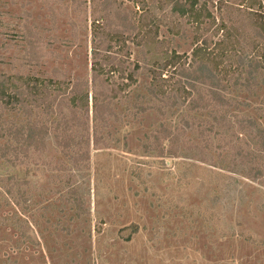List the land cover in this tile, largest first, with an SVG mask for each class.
Returning <instances> with one entry per match:
<instances>
[{"label": "rangeland", "instance_id": "rangeland-1", "mask_svg": "<svg viewBox=\"0 0 264 264\" xmlns=\"http://www.w3.org/2000/svg\"><path fill=\"white\" fill-rule=\"evenodd\" d=\"M258 15L264 0H0V75L61 85L69 146L59 152L51 135L40 162L32 154L35 161L22 167L0 165V264H264V187L247 178V165L231 166V155L216 149L215 102L202 112L190 108L197 91L206 98L196 103L208 104L220 80L206 72L197 74L202 84L179 76L192 75L186 68L202 48L228 87V112L264 128V85L250 96L228 81L240 58L264 63V42L242 26ZM222 24L229 36L219 32ZM96 63L110 88L125 87L106 113L104 144L91 145L76 168L65 156L77 149L67 140L77 122L67 99L77 85L95 96ZM140 106L149 108L136 118ZM181 126L185 136L171 146L169 130ZM207 139L213 143L203 153L215 167L189 148ZM240 146L264 165L254 144ZM7 175L24 183L20 192L6 193Z\"/></svg>", "mask_w": 264, "mask_h": 264}, {"label": "trees", "instance_id": "trees-1", "mask_svg": "<svg viewBox=\"0 0 264 264\" xmlns=\"http://www.w3.org/2000/svg\"><path fill=\"white\" fill-rule=\"evenodd\" d=\"M238 11L243 12V9H239ZM248 14L251 16L253 15L250 13ZM242 26L245 29H249L250 33L256 39L264 42V17L258 15L257 19L256 17L254 19L246 18ZM224 27L225 26L222 24L221 28H219V32H221L222 37L229 36L230 34H227ZM220 44L224 45V40L219 41L216 45ZM232 45H234L233 41H231L229 46ZM193 54L197 57L194 59L195 62L193 67L186 68L185 65L181 66L182 70L186 68L192 75H189V73L188 75H184L181 71L182 73L179 75L180 78H189L194 83L202 84V79L198 77L197 74H199L198 72L202 74L206 72L211 77H218L220 82H217L215 87L212 86L207 92L210 94L209 98L211 99V101L210 99L206 100L208 104L198 105L199 103H203L206 95L202 94V91H197V97L196 99L193 98V103L190 108L192 111L202 112L209 110L210 107H214L213 102H215L216 107L211 114L212 117H214V124L219 126L220 131V133L217 134L220 142L216 149L222 150L224 156L231 155V159H228L231 166L247 165V178L259 180L264 187L263 163L254 156L255 152L248 151V153L240 146L254 144L253 149L256 148L254 151H261L264 153V128L253 126L255 125L253 121H250V126H245L241 120L243 117H237L235 114L233 115L231 112H228L231 105L226 97L223 96V93L226 92V88H228L221 84V82L224 81L223 77H220L214 69L209 68L208 63L203 59L204 53L202 48L194 50ZM95 55L97 54L95 53ZM263 66L264 63L259 61L247 64L244 59L240 58L237 71L231 76L232 79L228 81H233L236 87L247 91L250 96H254L256 90L260 88V84L264 85V81L261 80L262 78L260 75L261 71H264ZM104 69L105 67L102 63H96L95 69H93L96 72L92 82L95 96L90 97L87 90L81 89L80 85H77L72 96L67 99L69 100V105L77 111L75 121L79 123L74 122V126H72L74 131L69 135V139H67L72 145L76 146L77 149H71L65 156L74 163L76 168L79 166L82 158L86 159L89 156V148L91 145L100 146L104 144V137H101V132L103 129L109 127L108 120L106 122V119L110 118L106 117V113H110L109 105L111 102L118 99L117 92L125 87L124 84H119L117 88H110L112 84L110 83L109 77L103 80L100 79L101 76L103 77L106 74ZM243 72L245 73V78H243ZM129 78L134 82L133 77ZM88 87L89 84H87V88ZM60 90H62L61 85L52 79L42 80L39 78L24 77L19 74L10 77L0 75V165L12 168L22 167L27 160L35 161L32 154L40 156V159H36L37 162H40L41 158H43V154L53 146V144L49 142V137L51 135L52 139L55 141V148L59 152L60 149L64 152V150L69 148L66 143L63 144V138L66 139V135L64 131H62V125L67 123H65L66 119L61 107L65 99H62V96L58 94L61 92ZM181 95L184 94L181 93L180 96ZM91 103L93 111L92 120L94 122L92 133L89 126ZM148 108L149 107L146 106L133 108L138 111L134 116L137 118ZM82 112H86V115H88L84 123H81V119H83V116L85 117V114H82ZM51 116H54L56 120L51 121ZM111 118L119 121L114 113H112ZM182 127L183 126L178 127L174 131L169 130V141H171V146L172 143H177L180 138L185 136ZM205 131L207 133L213 132L214 127L211 126L209 130ZM234 131H236V133H234ZM230 133H232V135L228 136ZM164 136L167 137L168 134ZM208 139L203 141V146L200 149H197L196 146L189 148L190 150L194 149L201 152L200 160L202 163L215 167V162L209 161L207 159L208 154L203 153V150L208 149L207 147L213 143V141H208ZM174 149V147H171L169 151L171 156H175L176 154ZM83 150L84 155H81ZM61 170H67L64 163H62ZM230 170H232L231 167ZM2 183L10 188L6 193L11 195L15 194L17 191L20 192V188L24 185L15 175L3 177ZM15 189L16 191L14 192ZM137 232L136 227L134 233Z\"/></svg>", "mask_w": 264, "mask_h": 264}]
</instances>
